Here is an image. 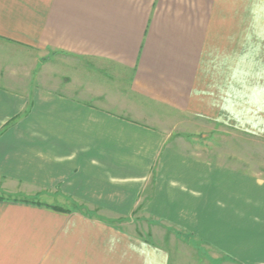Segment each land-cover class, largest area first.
<instances>
[{
    "label": "crops",
    "instance_id": "obj_1",
    "mask_svg": "<svg viewBox=\"0 0 264 264\" xmlns=\"http://www.w3.org/2000/svg\"><path fill=\"white\" fill-rule=\"evenodd\" d=\"M180 117L263 133L264 0H0V264H170L137 210L264 264V176L181 150Z\"/></svg>",
    "mask_w": 264,
    "mask_h": 264
},
{
    "label": "rangeland",
    "instance_id": "obj_2",
    "mask_svg": "<svg viewBox=\"0 0 264 264\" xmlns=\"http://www.w3.org/2000/svg\"><path fill=\"white\" fill-rule=\"evenodd\" d=\"M57 64L67 66L69 62L62 61ZM71 68L66 67L65 69L71 70ZM173 121H176V117ZM179 121L181 123L173 126V130L181 137V140L176 143L181 150L201 158L211 159L213 162L228 163L230 166H237L249 173L264 176V136L261 135L264 133L263 126L258 128L263 132L259 134L248 131L251 129L250 124L243 127L232 124H208L207 122L203 124L202 121L199 123L198 120L195 121L187 117H180ZM7 191L0 190V195L10 194V190ZM37 193L35 195L34 191H25L21 187L17 196L19 200L26 197L47 200V194L45 195L41 191H37ZM71 204L75 208L82 209V206L75 200ZM117 222L124 229L155 246L157 249L154 251L164 250V253L161 252L163 259L158 254L149 255L158 262L220 264L222 261L223 264H242L236 259L227 258L225 261L220 259L222 253L209 243L201 241L197 235L193 237L178 224L157 221L140 210L135 211L129 217L117 219Z\"/></svg>",
    "mask_w": 264,
    "mask_h": 264
},
{
    "label": "trees",
    "instance_id": "obj_3",
    "mask_svg": "<svg viewBox=\"0 0 264 264\" xmlns=\"http://www.w3.org/2000/svg\"><path fill=\"white\" fill-rule=\"evenodd\" d=\"M0 197H2L1 195H0ZM22 201H26V202H37V203H42V202H40V201H35V200H30V199H28V198H22L21 199ZM54 208L55 209H58V210H64L63 209V207H59V206H54Z\"/></svg>",
    "mask_w": 264,
    "mask_h": 264
}]
</instances>
